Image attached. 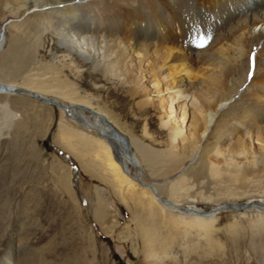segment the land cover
<instances>
[{
	"label": "rangeland",
	"instance_id": "rangeland-1",
	"mask_svg": "<svg viewBox=\"0 0 264 264\" xmlns=\"http://www.w3.org/2000/svg\"><path fill=\"white\" fill-rule=\"evenodd\" d=\"M180 1L183 5L178 11L171 9L172 6L165 7L157 0H134L132 4H118L111 0L107 6L91 9L96 14V25L102 29L98 36L106 35L113 40L117 52L139 41V37L135 36V26L140 19L136 9L139 10V6L147 8L152 3L154 6L152 10H147L146 16L151 21L167 25L170 32L167 34L174 38L168 43L170 46L182 55L191 52L197 55L212 50L220 42L216 41V37L221 25L214 19L219 12L216 7L218 0H199L193 8V2L186 5L184 0ZM190 10L205 13L190 15ZM153 14L159 15L160 20ZM32 15L25 16L23 12L13 14L12 5L0 11V35L5 23L11 25V29L7 25L5 43L0 52V80L19 83L53 80L52 83L59 89L69 91L74 97L112 116L129 137L145 142L160 154L156 168L146 164L139 172L145 181L163 184V194L172 198L171 189L164 185V181L173 178L178 165H171L163 158L172 144L167 133L162 132L160 117L163 113L171 115L173 129L182 128L184 135H188L193 107L192 101L178 100L176 93L167 89L171 84V69L157 71L155 75L162 85L157 111H144L140 99L138 107L135 100L128 97L126 85L103 81L145 80L141 76L137 56L126 53L127 62L116 67L110 78L103 64L84 63L81 56L75 55L60 37L41 32L35 34L31 29ZM229 21L232 23V19L229 18ZM204 37L208 38L205 47L193 50L187 46L188 38L196 41ZM153 62L160 65L158 61ZM189 62L196 71L200 70V62L191 59ZM251 77L252 74L249 80ZM155 83H143L146 95L155 93ZM201 98L213 101L203 91ZM18 113L24 134L13 128L10 135L5 132L7 138L0 145V236H5L0 242V257L11 251L16 264H22V261L24 264H142L141 242L146 233L157 242L167 243V251L178 257L176 264H261L264 258V214L257 209H227L217 214L208 228L187 227L181 230L176 223L167 222L159 215L157 205H142L131 192L122 194L115 189L104 173L94 148L86 145L85 139L96 138L97 133L67 117L61 122L60 115L49 110ZM145 129L148 132L146 137ZM248 130L249 127L240 130L231 136V140H237ZM69 134L72 135L67 136ZM56 141L71 147L89 173L82 172L80 160ZM253 142L259 141L255 137ZM259 143L255 144L256 151L263 149V143ZM83 144L86 146L83 147ZM67 158L79 168L78 185ZM211 160L222 173L213 176L204 166L199 172L189 174V194H179L173 196L174 199L185 204L187 198L195 199L197 203L192 205L207 212L227 204H249L254 200L264 202L263 170L255 175L230 174L222 169L217 158ZM70 171L76 201L65 183ZM90 173L96 177L93 178ZM131 173L134 177L138 171L131 168ZM99 198L109 213L102 220L94 218L93 207ZM125 204L131 205L137 216L143 215L147 219L144 232L135 229L132 211ZM107 231L113 235H107Z\"/></svg>",
	"mask_w": 264,
	"mask_h": 264
},
{
	"label": "bare ground",
	"instance_id": "bare-ground-1",
	"mask_svg": "<svg viewBox=\"0 0 264 264\" xmlns=\"http://www.w3.org/2000/svg\"><path fill=\"white\" fill-rule=\"evenodd\" d=\"M110 1L0 0V11L12 5L13 14L20 12L25 16L33 14L31 29L35 34L41 32L48 33L52 37H60L64 43L69 44V49L75 55L81 56L84 63L103 64L105 73L110 78L116 67L127 62L126 53L137 56L141 76L145 79L141 81L156 82V91L153 95H146L145 86L139 83L140 80L103 81L126 85L128 97L135 100L138 107L140 99L144 111H157V100L162 96V85L161 80L156 79L155 75L157 71L171 69L169 74L171 84L167 89L176 93L178 100H185L187 103L192 101L193 107L188 135H184L182 128L173 129L174 122L171 121V115L163 113L160 117L162 132L167 133L172 144L171 150L166 156L163 155V158L169 160L171 165H178L173 178L164 181V185H168L171 189L172 198L163 194V184L147 182L139 172L146 164L156 168L158 158H161L159 153L145 142L129 137L112 116L74 97L69 91L56 87L52 83L53 80H26L20 83L0 80V145L13 128L23 132L19 111L27 114L48 110L52 114L58 113L61 122L67 117L71 121L81 123L89 131L97 133L96 138L86 137V145L90 147L92 145L95 155L104 168V173L116 190L122 194L126 191L131 192L142 205H157L159 215L167 222L176 223L181 230L187 227L208 228L217 214L224 211L221 208L225 205L207 212L192 205L197 203L195 199L187 198L188 206H185V203L174 199L173 196L189 194V174L199 172L204 166L213 176L221 174L222 171L211 160L213 157L217 158L222 169L230 174L255 175L261 170L264 171V0H218L216 7L219 8V12L214 19H217L221 25L220 33L216 37V41L220 42L212 50L197 54L198 57L192 52L182 55L168 44L174 38L167 34L169 31L167 25L158 24L146 16L147 10L151 9L154 3L151 4L152 6L146 4L147 8L139 6V10L136 9L139 11L140 19L135 26V36L139 37V41L131 43L129 47H119L121 50L118 49V53L114 49L113 40L106 35L98 36L102 29L96 25L94 20L96 14L91 9L94 6H107ZM112 1L118 4L134 3V0ZM157 1L167 8L172 6L171 9L177 11L183 5L179 0ZM197 1L199 0H184V4L189 5L193 2L191 5L193 8ZM204 13V11H189L190 15L196 16ZM153 16L157 20L161 18L159 15L153 14ZM229 18L232 19V23H229ZM7 25L9 22L5 23L3 33L0 35V52L5 43ZM8 28L11 29V25ZM187 46L195 50L199 47L198 40L188 38ZM253 53H255L254 69L252 68ZM190 59L200 62V70H195L196 68L189 62ZM153 61H158L160 65H155ZM201 91L206 95L209 94L213 101L202 99ZM170 105L173 113L172 104ZM248 127L250 130L237 140H231V136ZM5 132L8 134L5 135ZM84 133L89 135L86 131ZM144 136H148L146 129ZM255 137L263 143L262 151L255 150V144H260L253 142ZM59 145L80 160L82 172L89 173L80 156L71 147L62 143ZM86 145L83 144V147ZM131 168L137 169V176L132 177ZM90 174L94 176L93 178L96 177L93 173ZM65 183L72 197L75 198L71 188V171L66 175ZM125 205L129 211H132L135 229L144 232V223L147 219L143 215L137 216L131 205ZM230 205L233 206V210L245 211L255 208L264 214L262 201L254 200L249 204ZM93 208L94 218L97 220L108 217V210L106 211L105 203L101 198L95 202ZM105 233L113 235L109 231ZM4 237V235L0 236V242H3ZM143 238L141 242L143 251L140 252L144 257L142 264L177 263L178 257L171 255L173 252H170V248L167 251L166 242H157L146 233ZM13 257V252L8 251L4 257H0V264H16ZM20 263L24 264L23 261ZM260 263L264 264V258Z\"/></svg>",
	"mask_w": 264,
	"mask_h": 264
},
{
	"label": "water",
	"instance_id": "water-1",
	"mask_svg": "<svg viewBox=\"0 0 264 264\" xmlns=\"http://www.w3.org/2000/svg\"><path fill=\"white\" fill-rule=\"evenodd\" d=\"M67 161H68L69 163H71V165H72V167H73V172H74V177H75V184L78 185L79 182H80V172H79V168L77 167V165H76L75 163H73V162L71 161L70 158H67ZM141 184H142L143 186H145L144 183H141ZM227 209H233V206L230 205V204H227V205H225L223 208H221V210H227Z\"/></svg>",
	"mask_w": 264,
	"mask_h": 264
},
{
	"label": "snow or ice",
	"instance_id": "snow-or-ice-1",
	"mask_svg": "<svg viewBox=\"0 0 264 264\" xmlns=\"http://www.w3.org/2000/svg\"><path fill=\"white\" fill-rule=\"evenodd\" d=\"M207 43H208L207 37L198 39V46L201 48L205 47ZM254 67H255V53L252 54V68L254 69Z\"/></svg>",
	"mask_w": 264,
	"mask_h": 264
}]
</instances>
